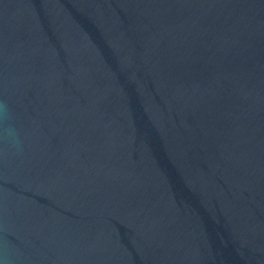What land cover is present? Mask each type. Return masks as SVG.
Instances as JSON below:
<instances>
[{"label": "water", "instance_id": "1", "mask_svg": "<svg viewBox=\"0 0 264 264\" xmlns=\"http://www.w3.org/2000/svg\"><path fill=\"white\" fill-rule=\"evenodd\" d=\"M0 264H264V0H0Z\"/></svg>", "mask_w": 264, "mask_h": 264}, {"label": "clouds", "instance_id": "2", "mask_svg": "<svg viewBox=\"0 0 264 264\" xmlns=\"http://www.w3.org/2000/svg\"><path fill=\"white\" fill-rule=\"evenodd\" d=\"M8 135H9V139H10V141L13 142V143H15V142H16V137H15V132H14V130H11V129H10Z\"/></svg>", "mask_w": 264, "mask_h": 264}]
</instances>
